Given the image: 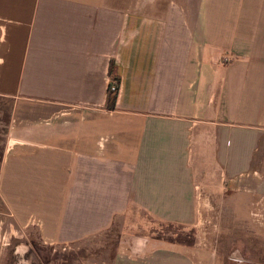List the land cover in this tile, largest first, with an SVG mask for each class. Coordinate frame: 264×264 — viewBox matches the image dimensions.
<instances>
[{"label": "crops", "instance_id": "1", "mask_svg": "<svg viewBox=\"0 0 264 264\" xmlns=\"http://www.w3.org/2000/svg\"><path fill=\"white\" fill-rule=\"evenodd\" d=\"M0 99V264L117 224L84 264H224L222 236L264 242V0H0ZM138 213L194 240L136 234Z\"/></svg>", "mask_w": 264, "mask_h": 264}, {"label": "rangeland", "instance_id": "2", "mask_svg": "<svg viewBox=\"0 0 264 264\" xmlns=\"http://www.w3.org/2000/svg\"><path fill=\"white\" fill-rule=\"evenodd\" d=\"M9 118L10 101L0 99V157H2L4 145L7 141ZM136 220L139 221L140 228H142L141 230H134L136 234H150L152 237H164L185 243H191L194 240V234L190 230L156 225V223L152 222L151 217L144 213H138ZM124 230H126V227L117 224L112 230L98 236L89 243L82 244L78 248L68 246L59 249H49L45 246L36 245L37 252L41 258L39 262L43 264H84L85 262L106 261L114 254L120 235ZM214 230L211 229V231ZM233 232H237V230ZM221 238L219 242L220 253L216 259L217 263L221 261V252H224V264H264V242L258 238L249 237L248 232H244L242 236L236 233L231 235L230 238L224 236ZM240 241H244L247 245H243L245 248L240 249L241 251L239 252V248H241Z\"/></svg>", "mask_w": 264, "mask_h": 264}, {"label": "trees", "instance_id": "3", "mask_svg": "<svg viewBox=\"0 0 264 264\" xmlns=\"http://www.w3.org/2000/svg\"><path fill=\"white\" fill-rule=\"evenodd\" d=\"M112 72H114L113 67H112ZM114 78H115V79H114L113 82L110 84V89H109V91H110L109 100H110V106H112V107L115 105L116 93L112 92L111 87H112V85H113L114 83H116V82L119 84L117 77L114 76Z\"/></svg>", "mask_w": 264, "mask_h": 264}, {"label": "built area", "instance_id": "4", "mask_svg": "<svg viewBox=\"0 0 264 264\" xmlns=\"http://www.w3.org/2000/svg\"><path fill=\"white\" fill-rule=\"evenodd\" d=\"M118 89H119V84L116 82L112 85L111 90L112 92L117 93Z\"/></svg>", "mask_w": 264, "mask_h": 264}]
</instances>
